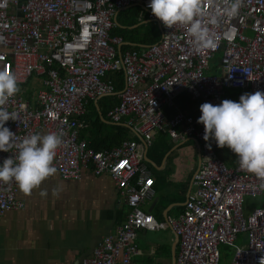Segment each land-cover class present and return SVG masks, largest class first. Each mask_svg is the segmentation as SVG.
Returning a JSON list of instances; mask_svg holds the SVG:
<instances>
[{
    "label": "built area",
    "instance_id": "built-area-1",
    "mask_svg": "<svg viewBox=\"0 0 264 264\" xmlns=\"http://www.w3.org/2000/svg\"><path fill=\"white\" fill-rule=\"evenodd\" d=\"M151 0H0V70L14 73L20 92L6 107L18 114L5 127L25 137L42 132H62L54 166L63 180L80 181L85 171L108 176L130 212L115 232L105 235L91 256L76 264H134L141 251L137 232L170 229L178 240L175 264H219L218 246L233 247L229 264H264V188L254 174L227 168L216 154L215 140L205 141L204 126L174 107L175 96L219 105L227 90L264 92V0H244L235 18L222 17L212 28L215 50L197 52L185 28H166L152 14ZM137 6L138 20L159 26L158 42L143 51H122L124 41L113 36L122 10ZM206 12L212 11L211 6ZM212 27V26H210ZM220 53L215 72L211 61ZM111 72L123 74V89L116 90ZM33 76L44 77V88L34 107L23 94ZM118 95L120 104L107 112L113 124L123 122L138 141L95 152L80 140L87 123L82 117L89 100ZM126 119V121H124ZM171 140H194L201 160L185 212L164 224L156 223L142 206L154 196V181L145 162L156 133ZM211 145V148L207 147ZM17 152L0 151V166ZM15 183L0 182V219L23 211ZM259 206L246 215V202ZM247 244L235 246L238 234Z\"/></svg>",
    "mask_w": 264,
    "mask_h": 264
},
{
    "label": "crops",
    "instance_id": "crops-1",
    "mask_svg": "<svg viewBox=\"0 0 264 264\" xmlns=\"http://www.w3.org/2000/svg\"><path fill=\"white\" fill-rule=\"evenodd\" d=\"M129 11L134 12L130 21ZM138 11L134 6L122 10L116 18L113 30L116 29L115 36L124 41L123 52L143 51L152 45L148 31L159 30L154 22L139 21ZM142 27L145 30L141 31ZM227 91L228 100H239L242 95L240 90ZM30 101L34 107L39 106L34 97ZM173 103L175 108H163L167 118L173 117L177 109L195 118L201 115L202 101L186 92L175 96ZM119 104L118 95L103 97L97 103L89 100L82 117L87 128L81 130V140L105 150L120 147L126 141L140 142L124 122L113 124L109 120L108 110ZM98 117L103 124H97ZM105 124L116 130L112 134L105 133ZM145 160L154 181L155 196L142 206V211L159 224L183 215L200 165L199 145L192 139L171 140L166 133L158 132L153 145L146 151ZM237 160L236 157L227 168L234 169ZM41 190H46L47 195L41 196ZM18 198L25 209L9 212L0 219V264H76L91 256L100 240L115 232L130 212L111 179L94 177L90 171H85L80 181L63 180L56 172L31 195L19 190ZM137 244L141 254L133 258L134 264H175L178 240L170 229L137 232Z\"/></svg>",
    "mask_w": 264,
    "mask_h": 264
},
{
    "label": "clouds",
    "instance_id": "clouds-1",
    "mask_svg": "<svg viewBox=\"0 0 264 264\" xmlns=\"http://www.w3.org/2000/svg\"><path fill=\"white\" fill-rule=\"evenodd\" d=\"M243 5L244 0H151L148 7L166 28H185L194 49L201 52L218 47L212 28L222 17H237ZM208 6L212 11H205ZM19 92L15 74L0 70V151L17 149L14 157L4 159L0 166V182L15 183L23 194L31 195L56 174L54 159L63 133L31 134L17 144L16 134L5 123L19 119L17 113L6 107ZM200 112L197 123L204 126L203 139L215 140L219 148H229L238 158L239 168L254 174L264 188V92L244 93L239 102H205L200 105ZM40 194L46 196L47 191L41 190Z\"/></svg>",
    "mask_w": 264,
    "mask_h": 264
},
{
    "label": "rangeland",
    "instance_id": "rangeland-1",
    "mask_svg": "<svg viewBox=\"0 0 264 264\" xmlns=\"http://www.w3.org/2000/svg\"><path fill=\"white\" fill-rule=\"evenodd\" d=\"M127 15L130 17L129 18V21H130L131 18H133L134 16V12L129 11ZM155 26H157L156 23H155ZM143 30H145V27L141 28V31ZM219 59H220V53H217L214 59L211 61V67H212L211 73L213 72V69L218 65ZM43 81H44V77L39 78L37 76H33L30 79V81L26 85L23 86V89L25 90L24 95L30 100H32V97H34V99L37 100V97L35 96H37L39 91L44 88ZM235 102H239V100L237 99L235 100ZM115 130L116 128L109 124H105L104 129H103V131L107 134H112ZM42 133H45V132H42ZM219 150H221L219 154L220 159L223 161L225 166L228 167L229 166L228 164L236 158V155L227 147L219 148ZM257 206H259V204H255L251 199L247 200L246 215L248 212H251V210H253ZM245 244H247V234L246 233L238 234V237L235 240V246L242 248L244 247ZM218 251H219L220 259H221L220 264H229L231 262V259L234 253V248L227 247V246H218Z\"/></svg>",
    "mask_w": 264,
    "mask_h": 264
},
{
    "label": "trees",
    "instance_id": "trees-1",
    "mask_svg": "<svg viewBox=\"0 0 264 264\" xmlns=\"http://www.w3.org/2000/svg\"><path fill=\"white\" fill-rule=\"evenodd\" d=\"M112 34H114V36H115V34H117L116 29L113 30V33ZM148 34H149V38L151 39L152 44H154V42L156 43V41L159 40V38H160V31L159 30L158 31L155 30V29L149 30L148 31ZM151 42H149V43H151ZM105 79L106 80H111L112 79L117 91H120L123 88V74L122 73H119V72H111V73H109L107 75V77ZM225 93H226L225 96L228 97L227 96L228 91H226ZM111 106L112 105H110L108 107H111ZM105 112H106L105 110L102 111L103 117H105ZM97 124H103V120L100 117L97 118ZM80 140H81V136H80ZM115 142H117V141H115ZM115 142H114V144H115ZM99 147H97V146H95L93 144L91 146V144H90V148L92 150H94L95 152H100V151L105 150V149H102V147L101 148H99ZM218 153H219V147L216 149V154L218 155Z\"/></svg>",
    "mask_w": 264,
    "mask_h": 264
},
{
    "label": "water",
    "instance_id": "water-1",
    "mask_svg": "<svg viewBox=\"0 0 264 264\" xmlns=\"http://www.w3.org/2000/svg\"><path fill=\"white\" fill-rule=\"evenodd\" d=\"M145 162H146V160H145Z\"/></svg>",
    "mask_w": 264,
    "mask_h": 264
}]
</instances>
